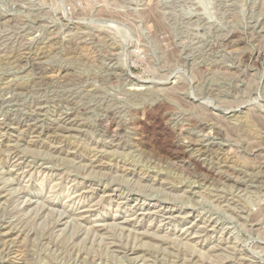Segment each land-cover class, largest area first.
<instances>
[{
	"label": "rangeland",
	"instance_id": "1",
	"mask_svg": "<svg viewBox=\"0 0 264 264\" xmlns=\"http://www.w3.org/2000/svg\"><path fill=\"white\" fill-rule=\"evenodd\" d=\"M0 264H264V0H0Z\"/></svg>",
	"mask_w": 264,
	"mask_h": 264
},
{
	"label": "bare ground",
	"instance_id": "2",
	"mask_svg": "<svg viewBox=\"0 0 264 264\" xmlns=\"http://www.w3.org/2000/svg\"><path fill=\"white\" fill-rule=\"evenodd\" d=\"M158 33V32H157ZM138 81V80H137Z\"/></svg>",
	"mask_w": 264,
	"mask_h": 264
}]
</instances>
